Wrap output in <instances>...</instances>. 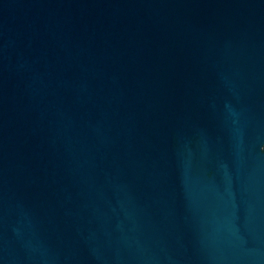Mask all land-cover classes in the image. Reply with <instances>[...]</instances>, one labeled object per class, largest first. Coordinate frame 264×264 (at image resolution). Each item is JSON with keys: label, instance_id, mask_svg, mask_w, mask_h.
<instances>
[{"label": "water", "instance_id": "obj_1", "mask_svg": "<svg viewBox=\"0 0 264 264\" xmlns=\"http://www.w3.org/2000/svg\"><path fill=\"white\" fill-rule=\"evenodd\" d=\"M0 264H264V0H0Z\"/></svg>", "mask_w": 264, "mask_h": 264}]
</instances>
